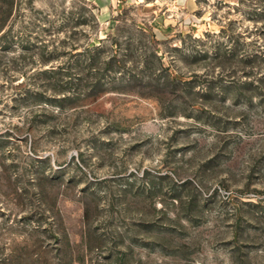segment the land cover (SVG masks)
Here are the masks:
<instances>
[{"label": "rangeland", "instance_id": "rangeland-1", "mask_svg": "<svg viewBox=\"0 0 264 264\" xmlns=\"http://www.w3.org/2000/svg\"><path fill=\"white\" fill-rule=\"evenodd\" d=\"M170 1L0 0V264H264V0Z\"/></svg>", "mask_w": 264, "mask_h": 264}, {"label": "crops", "instance_id": "crops-1", "mask_svg": "<svg viewBox=\"0 0 264 264\" xmlns=\"http://www.w3.org/2000/svg\"><path fill=\"white\" fill-rule=\"evenodd\" d=\"M98 9L100 10H109L111 7L122 4H143L145 6L155 7L156 0H90ZM171 8L174 10L188 9L190 12L194 11L197 8V0H171ZM156 20V19H154ZM160 25V24H159Z\"/></svg>", "mask_w": 264, "mask_h": 264}]
</instances>
